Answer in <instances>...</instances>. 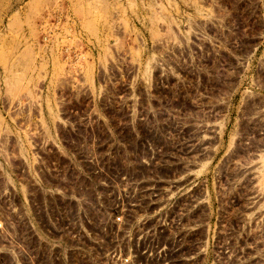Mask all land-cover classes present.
Listing matches in <instances>:
<instances>
[{
	"label": "rangeland",
	"instance_id": "374dc122",
	"mask_svg": "<svg viewBox=\"0 0 264 264\" xmlns=\"http://www.w3.org/2000/svg\"><path fill=\"white\" fill-rule=\"evenodd\" d=\"M0 264H264V0H0Z\"/></svg>",
	"mask_w": 264,
	"mask_h": 264
}]
</instances>
